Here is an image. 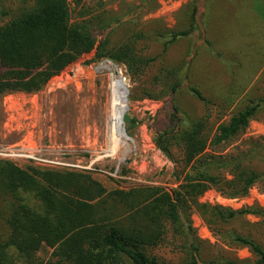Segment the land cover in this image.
Returning a JSON list of instances; mask_svg holds the SVG:
<instances>
[{
    "label": "trees",
    "instance_id": "trees-1",
    "mask_svg": "<svg viewBox=\"0 0 264 264\" xmlns=\"http://www.w3.org/2000/svg\"><path fill=\"white\" fill-rule=\"evenodd\" d=\"M195 10L193 6L187 26L157 35L164 50L175 40L198 34ZM79 16L82 19L72 20L68 0H29L1 22L0 95L37 92L53 75L91 51L94 60L122 63L132 75L145 73L153 58L140 53L137 34L111 44L112 31L119 28L111 23L119 22L120 16L105 17L91 8H81ZM189 64L162 65L143 83L148 97L167 96L168 123L154 134L152 142L170 159L173 148L179 150L177 189L136 186L107 190L87 173L20 167L0 159V264L18 260L42 264L36 256L42 245L50 249L44 264H171L152 253L169 231L182 252L175 264H264V246L234 230L226 236L245 246L251 259L206 257L187 214L193 207L208 224L228 223L246 213L263 214L256 206L235 209L198 199L212 187L228 197L244 196L256 182L264 181V171L249 165L253 158L264 161V141H252L247 151L236 154L207 151L244 132L250 119L264 111V97L234 106L227 119L215 125L209 122L207 107L189 119L175 102L179 90L186 89L210 103L196 85L187 82ZM236 91L225 95L227 105L240 93Z\"/></svg>",
    "mask_w": 264,
    "mask_h": 264
},
{
    "label": "rangeland",
    "instance_id": "rangeland-1",
    "mask_svg": "<svg viewBox=\"0 0 264 264\" xmlns=\"http://www.w3.org/2000/svg\"><path fill=\"white\" fill-rule=\"evenodd\" d=\"M68 1L72 20L82 19L81 8H91L93 13L105 17L120 16L119 22L111 23L119 25L112 31L111 44L137 34V48L153 61L143 75L136 76L122 63L92 59L91 51L53 75L37 92L0 95V144L24 140L46 154L63 155L81 165L91 163L92 169L58 170L87 173L107 190L156 186L172 191L179 184L176 174L180 169V152L173 148L172 158H167L152 142L154 134L168 123L164 104L167 96L148 97L143 83L162 65L190 61L187 82L196 85L210 103L195 98L186 89L175 94V102L189 119L199 116L207 107L212 125L226 120L234 106L249 98L264 97V0H81L78 5L75 0ZM27 3L29 0H0V12H6L0 13V23ZM193 6L198 34L175 40L164 50L157 35L187 26ZM242 17L246 24L240 22ZM118 80L126 103L120 124L124 137L117 136L114 127L118 117L113 109ZM232 90L240 93L227 105L224 98ZM252 141H264V111L250 119L244 132L220 146H210L207 151L236 154L247 151ZM249 165L264 171L262 160L253 158ZM198 200L235 209L256 206L263 210L262 215L246 213L228 223L208 224L200 212L190 207L187 214L195 234L202 240L206 257L239 261L252 258L245 246L226 236L230 230L250 236L264 246L263 179L244 196L228 197L212 187ZM180 249L178 239L169 231L166 240L152 253L175 264L181 259ZM49 253L50 249L42 245L36 253L38 261L44 264ZM16 264L27 263L18 260Z\"/></svg>",
    "mask_w": 264,
    "mask_h": 264
},
{
    "label": "built area",
    "instance_id": "built-area-1",
    "mask_svg": "<svg viewBox=\"0 0 264 264\" xmlns=\"http://www.w3.org/2000/svg\"><path fill=\"white\" fill-rule=\"evenodd\" d=\"M0 159L9 160L20 167L29 163L49 169H92L91 163L81 165L79 162H73L63 155L46 154L36 147L30 146L24 140L0 144Z\"/></svg>",
    "mask_w": 264,
    "mask_h": 264
},
{
    "label": "bare ground",
    "instance_id": "bare-ground-1",
    "mask_svg": "<svg viewBox=\"0 0 264 264\" xmlns=\"http://www.w3.org/2000/svg\"><path fill=\"white\" fill-rule=\"evenodd\" d=\"M118 84V91H115L114 93V112L116 113V115H118V117L116 118L115 122H114V127H115V132L116 135L119 137H124V133L122 131L121 128V122H122V113L125 111L126 109V103L124 101L123 98V93H122V89L120 87L121 82L120 80L117 81Z\"/></svg>",
    "mask_w": 264,
    "mask_h": 264
}]
</instances>
